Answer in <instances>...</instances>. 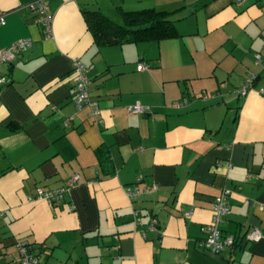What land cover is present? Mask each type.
<instances>
[{"label": "crops", "instance_id": "obj_1", "mask_svg": "<svg viewBox=\"0 0 264 264\" xmlns=\"http://www.w3.org/2000/svg\"><path fill=\"white\" fill-rule=\"evenodd\" d=\"M31 1L0 0V47L30 39L0 61V264H18L17 242L31 264H264V0H44L48 36ZM117 6L168 10L177 35L96 46L80 8L119 18ZM74 57L95 118L72 103ZM74 172L52 204L35 197ZM222 189L217 227L233 242L211 251L201 239Z\"/></svg>", "mask_w": 264, "mask_h": 264}, {"label": "built area", "instance_id": "obj_2", "mask_svg": "<svg viewBox=\"0 0 264 264\" xmlns=\"http://www.w3.org/2000/svg\"><path fill=\"white\" fill-rule=\"evenodd\" d=\"M240 2L242 0H235ZM29 6L34 10V20L37 22L41 28L43 36H48L50 34V12L44 2V0H32ZM3 19L0 15V22ZM262 42L264 44V27L261 29ZM30 45V39L28 37H19L6 45L0 47V61H10L14 55L20 52L22 49ZM255 61H258L259 53L254 52ZM147 64L138 62L136 64L137 69L146 67ZM70 73L72 77V103L78 108L79 106L86 104L88 106L89 113L95 118L98 113L97 105L94 99H91L88 95V78L86 76V65L80 61L78 58H72L70 61ZM253 80V74L249 73L246 75L238 87V92L243 94L246 89L251 85ZM5 81L4 76L0 74V84ZM260 92L264 95V88L260 89ZM184 100L176 101L173 103L174 106H179ZM146 105L139 103L135 100L133 103L127 105L129 111L134 112H144L146 110ZM68 117L64 119L63 124H68ZM78 173L70 174L64 181V184L51 187V188H41L39 186L35 187L34 194L35 197L44 199L48 204H52L55 198L61 196L63 191L77 179ZM140 175L135 177V180H139ZM155 187L154 183H149L143 186L142 191H149ZM125 195L128 199L134 198L140 188L137 187L136 182L130 185H125L123 187ZM226 189H222L219 193L213 196L210 205V216L209 221L206 224L204 237L201 239V244L211 251H219L223 247L231 245L233 242V236L229 233L221 234L217 222L220 220L221 215L227 211V204L224 201V196ZM135 214V209H133ZM135 220L138 218L135 216ZM153 219L151 218L148 222V227L153 226ZM260 235V231L257 227L253 226L244 233V238L248 240L256 239ZM22 242H17L18 255L15 258L18 264H31L36 260V257L30 251H27L22 244Z\"/></svg>", "mask_w": 264, "mask_h": 264}, {"label": "trees", "instance_id": "obj_3", "mask_svg": "<svg viewBox=\"0 0 264 264\" xmlns=\"http://www.w3.org/2000/svg\"><path fill=\"white\" fill-rule=\"evenodd\" d=\"M117 10L119 18L115 20L96 7L80 8L85 27L96 46L125 41L159 40L177 35L168 10L152 6L131 9L117 6ZM96 152L97 162L102 166L106 160V151L97 147Z\"/></svg>", "mask_w": 264, "mask_h": 264}, {"label": "rangeland", "instance_id": "obj_4", "mask_svg": "<svg viewBox=\"0 0 264 264\" xmlns=\"http://www.w3.org/2000/svg\"><path fill=\"white\" fill-rule=\"evenodd\" d=\"M102 12H104L105 14H107L108 16H110L111 18H113V19H115V20H117L118 19V17L117 16H115V15H112L111 13H106V11H102ZM108 12V11H107Z\"/></svg>", "mask_w": 264, "mask_h": 264}]
</instances>
